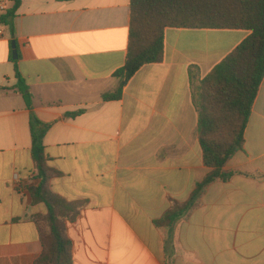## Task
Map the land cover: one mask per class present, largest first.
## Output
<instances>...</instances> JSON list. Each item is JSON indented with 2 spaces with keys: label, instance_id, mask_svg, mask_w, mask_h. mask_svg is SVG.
Returning a JSON list of instances; mask_svg holds the SVG:
<instances>
[{
  "label": "crops",
  "instance_id": "1",
  "mask_svg": "<svg viewBox=\"0 0 264 264\" xmlns=\"http://www.w3.org/2000/svg\"><path fill=\"white\" fill-rule=\"evenodd\" d=\"M1 4L0 18L15 0ZM130 24L131 0H20L13 24L0 21V264H36L43 254L34 123L50 125L43 144L58 175L49 189L83 204L68 224L74 264H264V80L244 151L224 168L236 174L210 185L172 227L157 225L210 171L192 80L250 32L167 29L163 61L138 71L121 99L104 101L119 86Z\"/></svg>",
  "mask_w": 264,
  "mask_h": 264
},
{
  "label": "trees",
  "instance_id": "2",
  "mask_svg": "<svg viewBox=\"0 0 264 264\" xmlns=\"http://www.w3.org/2000/svg\"><path fill=\"white\" fill-rule=\"evenodd\" d=\"M19 6L20 0H15L14 8L0 21L12 25ZM171 28L246 30L250 35L203 80H192L197 135L204 165L210 171L187 203H175L157 222L159 227H172L199 205L210 185L236 174L224 168L244 151L246 130L264 80V0H131L126 63L114 74L118 88L103 94L104 101L121 99L138 71L163 61L165 32ZM16 75L17 92L31 107L29 88L18 71ZM40 125H32V135L33 157L42 183L32 188L31 194L34 204L46 206L47 215L38 217L43 254L36 264H74L68 224L77 219L83 204L67 202L49 189V180L58 172L48 166L45 156L43 140L50 125Z\"/></svg>",
  "mask_w": 264,
  "mask_h": 264
},
{
  "label": "water",
  "instance_id": "3",
  "mask_svg": "<svg viewBox=\"0 0 264 264\" xmlns=\"http://www.w3.org/2000/svg\"><path fill=\"white\" fill-rule=\"evenodd\" d=\"M13 49H14V52H13V54H14V59L16 60L17 59V55H16V45H15V43H13Z\"/></svg>",
  "mask_w": 264,
  "mask_h": 264
},
{
  "label": "built area",
  "instance_id": "4",
  "mask_svg": "<svg viewBox=\"0 0 264 264\" xmlns=\"http://www.w3.org/2000/svg\"><path fill=\"white\" fill-rule=\"evenodd\" d=\"M7 9L6 4L0 5V11H5Z\"/></svg>",
  "mask_w": 264,
  "mask_h": 264
}]
</instances>
